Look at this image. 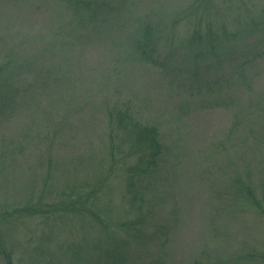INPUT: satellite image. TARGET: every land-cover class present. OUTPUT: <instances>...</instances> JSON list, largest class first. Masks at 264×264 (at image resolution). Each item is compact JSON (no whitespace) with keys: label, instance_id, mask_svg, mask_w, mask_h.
Returning a JSON list of instances; mask_svg holds the SVG:
<instances>
[{"label":"rangeland","instance_id":"rangeland-1","mask_svg":"<svg viewBox=\"0 0 264 264\" xmlns=\"http://www.w3.org/2000/svg\"><path fill=\"white\" fill-rule=\"evenodd\" d=\"M91 1L0 0V215L57 206L0 224L6 254L107 264L123 246L133 264H264V0ZM126 109L160 137L137 195L133 161L110 166L113 146L116 160L129 150L111 113ZM74 193L83 205L59 210Z\"/></svg>","mask_w":264,"mask_h":264},{"label":"trees","instance_id":"trees-1","mask_svg":"<svg viewBox=\"0 0 264 264\" xmlns=\"http://www.w3.org/2000/svg\"><path fill=\"white\" fill-rule=\"evenodd\" d=\"M84 1V0H82ZM213 2V1H212ZM94 3V4H93ZM97 1H91L89 0V2L86 3L87 6H93V5H97ZM236 4L238 2H235ZM212 5V3L210 2L207 5V8H209ZM238 5V4H237ZM219 6V5H218ZM239 7V6H238ZM216 9V8H215ZM263 16H264V10H263ZM199 28V26H198ZM223 31L225 35H228V31L227 29L223 28ZM199 30H195L192 31L194 32V36L197 37V40H199L201 42V37L203 36L201 33L197 32ZM141 32L143 33L142 35V39L137 41V44L139 45H143V49H145V51L143 52V57L145 58H152L153 54H155V49L151 48L152 47V43H153V38L155 35V29L154 27H151V25L147 24L145 27H143V29L141 30ZM211 34V33H210ZM210 37V35H209ZM213 39H215V44H216V36L213 35L211 41H210V47L214 48V43H213ZM216 47V45H215ZM215 50V48H214ZM128 112H130L129 109H126L125 111H123V113L121 112V110H114L111 113L114 114L117 117V122H116V128L117 130L121 133V142L123 144H127L128 147V151L125 152L124 154H118L117 155V160L115 159V152H120L123 153L124 152V148H122L121 152L117 147L113 146L112 147V153L110 155V166H115L117 164L118 158H122V162L124 163H128L129 160L133 161V166L131 168V172H133V175L127 177L129 179L126 180V183L128 182L127 186L132 187L131 193L137 195L138 194V190L135 188V185L137 182H139V180L142 178L143 175H147V174H151L153 172V170L157 167V163L161 157V148H160V137L157 134L156 129L154 127H150V126H145L142 125L140 123H137L135 120H133L128 114ZM119 116H121L119 118ZM114 158H113V157ZM123 165V164H122ZM124 166V165H123ZM127 168H125L126 171ZM129 172V171H127ZM246 193H247V199H249L250 202H253L255 199L253 197V191H250L249 186L245 188ZM72 196H74L75 201H71L68 203H65V206L61 205L59 210H65V211H72L74 210L76 205H83L82 202L79 200L77 193H74ZM71 199V198H70ZM255 202V201H254ZM76 204V205H75ZM262 205V204H261ZM261 205L259 206V208L261 207ZM33 206H35L36 208H34ZM46 208H49V210H45ZM53 208V210H52ZM13 209V210H12ZM57 209V206L54 205L53 206H46L43 202L41 201H37V203H33V202H27V204H22V205H14L13 208L9 209L12 210L11 214L6 213L5 211H3L0 215V224H2L3 222H7L8 219H10L13 215H16V217L18 216L19 218H22V214L26 213H32L34 214H39L38 216H42L41 218L46 217L44 214H47V212L53 214V212ZM57 211V210H56ZM55 211V212H56ZM9 215V216H8ZM105 215V212L103 211H98L94 214V220L95 222H97L99 224V226H103L106 229L110 228V215H107V219L104 220L102 219V216ZM17 217V219H18ZM11 222V221H10ZM2 229L0 230V236ZM5 242L2 240V237H0V253L2 254V256H4L7 264H13L12 260H11V255L10 254H6V249L4 246ZM139 245H141V242H139ZM139 249L141 248L140 246H138ZM124 247L123 246H119L117 249L107 252L106 250H104V253L100 256L97 257V260H101L102 258H107L109 257V262H107V264H133L131 262V258L124 255V257H120V259L118 258V256H120L121 251L124 253ZM75 254L76 251L74 250ZM117 252V257H115V253ZM77 255V254H76ZM78 256V255H77Z\"/></svg>","mask_w":264,"mask_h":264}]
</instances>
